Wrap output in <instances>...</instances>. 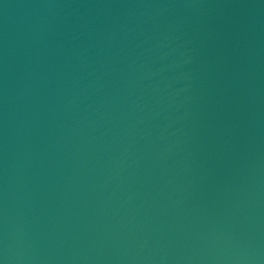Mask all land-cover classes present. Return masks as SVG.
Masks as SVG:
<instances>
[{
  "label": "water",
  "instance_id": "1",
  "mask_svg": "<svg viewBox=\"0 0 264 264\" xmlns=\"http://www.w3.org/2000/svg\"><path fill=\"white\" fill-rule=\"evenodd\" d=\"M0 264H264V0H0Z\"/></svg>",
  "mask_w": 264,
  "mask_h": 264
}]
</instances>
